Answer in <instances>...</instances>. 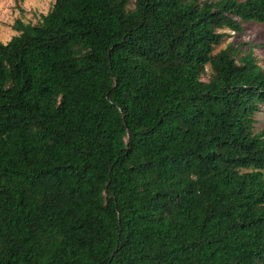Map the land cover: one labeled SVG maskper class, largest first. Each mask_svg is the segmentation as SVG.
<instances>
[{"label": "trees", "instance_id": "16d2710c", "mask_svg": "<svg viewBox=\"0 0 264 264\" xmlns=\"http://www.w3.org/2000/svg\"><path fill=\"white\" fill-rule=\"evenodd\" d=\"M251 22L264 0H55L18 21L0 264H264V67L217 51Z\"/></svg>", "mask_w": 264, "mask_h": 264}, {"label": "rangeland", "instance_id": "374dc122", "mask_svg": "<svg viewBox=\"0 0 264 264\" xmlns=\"http://www.w3.org/2000/svg\"><path fill=\"white\" fill-rule=\"evenodd\" d=\"M55 0H0V41L7 43L18 35L15 25L18 21L24 24L37 25L42 16L53 7ZM229 36L217 51L232 46L240 52L253 51L259 63L264 67V25L251 22L243 24L240 32L227 31ZM256 132L264 131V107L256 116Z\"/></svg>", "mask_w": 264, "mask_h": 264}]
</instances>
